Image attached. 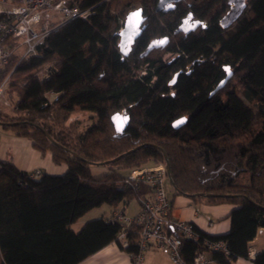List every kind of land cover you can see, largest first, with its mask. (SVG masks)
Instances as JSON below:
<instances>
[{"label": "trees", "instance_id": "1", "mask_svg": "<svg viewBox=\"0 0 264 264\" xmlns=\"http://www.w3.org/2000/svg\"><path fill=\"white\" fill-rule=\"evenodd\" d=\"M78 1L91 8L86 18L51 30L33 53L13 52L0 69L12 108L0 109V127L66 166L63 173L32 178L0 159V264H77L110 242L134 253L136 224L125 228V247L116 238V220L96 217L72 226L92 208L148 196L149 187L133 188L125 170L149 160L168 169L172 195L234 205L227 232L195 228L196 239L182 238L186 264L197 250L215 264L248 258L250 241L264 228V0H247L225 28L219 19L227 0H179L169 10H156L157 0ZM137 7L142 29L123 56L118 31ZM188 12L206 25L174 32ZM164 36V46L140 55L150 40ZM224 65L231 75L210 94L225 76ZM121 110L129 120L116 133L110 116ZM80 111L91 121L82 131L55 130ZM180 117L184 121L173 127ZM94 165L106 169L95 173ZM219 240L226 252L205 245ZM252 262L264 264V250Z\"/></svg>", "mask_w": 264, "mask_h": 264}, {"label": "built area", "instance_id": "2", "mask_svg": "<svg viewBox=\"0 0 264 264\" xmlns=\"http://www.w3.org/2000/svg\"><path fill=\"white\" fill-rule=\"evenodd\" d=\"M91 8H82L78 0H0V69L3 68L13 52L21 56L33 53L36 45L53 29L74 18H86ZM169 55V53H167ZM7 76L0 81V102L8 105L5 98ZM32 178L42 175L41 170L28 172ZM126 180L147 185L148 196L139 201L134 214H126L115 208L107 218L121 224L116 234L117 240L125 247V228L130 224L140 227L137 250L129 255V264H143V253L148 249L167 252L172 264H186L180 254L182 238H197L192 221L173 216L172 202L167 194L168 178L162 161L151 165L130 167L125 171ZM210 224V223H209ZM210 250L221 249L226 252L223 241H207ZM253 251H248V257ZM208 253L195 251L190 264H211Z\"/></svg>", "mask_w": 264, "mask_h": 264}, {"label": "crops", "instance_id": "3", "mask_svg": "<svg viewBox=\"0 0 264 264\" xmlns=\"http://www.w3.org/2000/svg\"><path fill=\"white\" fill-rule=\"evenodd\" d=\"M2 138H0V159L10 160L17 169L26 172L39 169L42 173L47 174H60L65 171L64 163L54 164L51 153L49 151L40 153L33 148L29 139L14 135L10 131H5ZM152 163L149 160L142 165H151ZM91 169L93 172H101L104 167L94 165L91 166ZM166 190L172 202L171 212L174 217L192 221L196 228L209 234L217 235L228 231L230 226L229 212L234 205L229 203L207 204L203 201H193L183 194L172 195V190L168 184ZM117 207L126 213L127 205L119 204L116 207H110L103 204L86 212L72 227L78 229L85 221L92 218H108L113 209ZM138 208L139 202L135 211L130 214H134ZM249 244L253 256L238 258L232 264H253L252 258L255 253L264 250V228L258 229ZM77 264H129V255L121 250L115 242H110ZM143 264H172V262L167 252L148 249L143 253Z\"/></svg>", "mask_w": 264, "mask_h": 264}, {"label": "water", "instance_id": "4", "mask_svg": "<svg viewBox=\"0 0 264 264\" xmlns=\"http://www.w3.org/2000/svg\"><path fill=\"white\" fill-rule=\"evenodd\" d=\"M177 1L179 0H157L155 4V9L169 10L173 8L174 3ZM227 3L229 5L228 10L219 19V25L223 28L228 27L232 22L236 20V18L242 13L244 8L246 7L247 0H227ZM143 20H144V16L142 14L141 7L134 8L126 13L123 21V25L121 29H119L118 31V36H119L118 47L123 56H126L128 54L131 45L133 44L137 36L140 34ZM199 24L202 26L206 25L205 22H200L199 20L192 19L191 13L188 12L186 16L182 19L181 23L174 30V32H179V31L187 32L190 29H194ZM167 40H168V36L150 40L140 55H145L152 48L164 46ZM223 69L225 71V76L216 84V86L213 88L210 94L213 93L216 89L220 88L223 85V83L226 81V79L231 75V69L229 68V66L224 65ZM175 75L170 80L169 82L170 84L173 83ZM128 120H129L128 114L121 113L120 111L115 112L110 116V121L116 133H120L123 131V129L128 124ZM183 121H184V117H180L174 120L171 123V125L173 127H177ZM135 148L130 149V151L134 150ZM124 153L119 154L118 156H116L115 158L109 161H113L119 158ZM109 161H106L104 163H107ZM166 174H167L168 182H171L167 168H166Z\"/></svg>", "mask_w": 264, "mask_h": 264}, {"label": "rangeland", "instance_id": "5", "mask_svg": "<svg viewBox=\"0 0 264 264\" xmlns=\"http://www.w3.org/2000/svg\"><path fill=\"white\" fill-rule=\"evenodd\" d=\"M169 55L164 54V57H168ZM144 72V68L139 69V74ZM238 94L239 96L243 99V101L248 104L249 106L253 107V103H251L250 101H248L241 93L240 89L238 88ZM0 109L7 112V113H11L10 111L12 110L9 102L8 105H3L0 102ZM121 113H124L123 110L120 111ZM90 118L88 116L87 112H73L71 113V115L69 116V118L65 121L62 122L60 125L55 126V130L60 129H64L66 130L69 134H75L77 132H80L83 130V128L89 124ZM5 134V130L2 129L0 127V138L3 139L2 137ZM104 169H106V167H104ZM103 169V170H104ZM98 173V172H95ZM168 184V183H167ZM166 184V186H167ZM138 201L136 199L131 200L128 204H127V208H126V214H130L133 211H135L136 207H137ZM249 250H252V248L249 247Z\"/></svg>", "mask_w": 264, "mask_h": 264}]
</instances>
